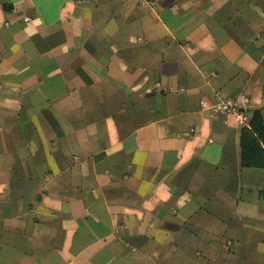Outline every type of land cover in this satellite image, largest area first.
Wrapping results in <instances>:
<instances>
[{
	"label": "crops",
	"instance_id": "obj_1",
	"mask_svg": "<svg viewBox=\"0 0 264 264\" xmlns=\"http://www.w3.org/2000/svg\"><path fill=\"white\" fill-rule=\"evenodd\" d=\"M222 98L264 119V0H0V264H264Z\"/></svg>",
	"mask_w": 264,
	"mask_h": 264
},
{
	"label": "trees",
	"instance_id": "obj_2",
	"mask_svg": "<svg viewBox=\"0 0 264 264\" xmlns=\"http://www.w3.org/2000/svg\"><path fill=\"white\" fill-rule=\"evenodd\" d=\"M249 125V129H244L245 144L242 145V156L260 163L264 180V120L260 110L252 111ZM261 196L264 199V188Z\"/></svg>",
	"mask_w": 264,
	"mask_h": 264
},
{
	"label": "built area",
	"instance_id": "obj_3",
	"mask_svg": "<svg viewBox=\"0 0 264 264\" xmlns=\"http://www.w3.org/2000/svg\"><path fill=\"white\" fill-rule=\"evenodd\" d=\"M202 105L206 108H211L213 113L222 112L225 114L231 113L237 115L236 117L240 124L246 126V116L242 114L243 112L234 113L235 109L239 106H241L240 108L245 109L243 103L241 102L234 101L228 98H222L214 105H209L205 100H203Z\"/></svg>",
	"mask_w": 264,
	"mask_h": 264
},
{
	"label": "rangeland",
	"instance_id": "obj_4",
	"mask_svg": "<svg viewBox=\"0 0 264 264\" xmlns=\"http://www.w3.org/2000/svg\"><path fill=\"white\" fill-rule=\"evenodd\" d=\"M245 101H247L246 99H245ZM247 104H248V101H247ZM247 104H245L244 105V107H247ZM241 106H239V107H237L236 109H235V112L234 113H241V112H243L242 114H244L245 116H246V126H243V125H241L240 124V122L238 121V123L244 128V129H249L250 128V125H249V120H250V118H251V113H252V111L251 110H249L248 108H246V109H242V108H240ZM261 113H262V111H261ZM237 115H235V117H236ZM236 119H237V117H236ZM264 120V119H263ZM262 170V169H261ZM263 173V172H262ZM262 177H263V174H262ZM263 188H264V185H263ZM263 190V189H262ZM261 190V191H262ZM260 195H261V192H260ZM262 197V196H261ZM263 199V198H262ZM228 244H230V242H228Z\"/></svg>",
	"mask_w": 264,
	"mask_h": 264
}]
</instances>
